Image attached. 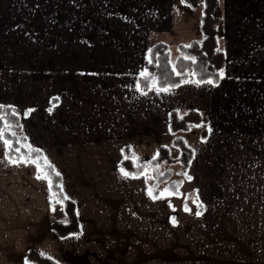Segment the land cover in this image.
<instances>
[{"label": "crops", "instance_id": "0c3cea01", "mask_svg": "<svg viewBox=\"0 0 264 264\" xmlns=\"http://www.w3.org/2000/svg\"><path fill=\"white\" fill-rule=\"evenodd\" d=\"M218 13L220 80L158 92L138 81L148 49L165 42L176 59L200 40L201 6L0 0V107L59 173L80 229L52 233L62 205L32 163L7 159L0 136V264H29V249L55 264L87 250L103 264H264V0H219ZM171 111L199 114L206 135L181 133L190 164L180 174L176 163L180 183L154 197L151 169L125 176L119 163L126 146L135 165L161 146L171 154Z\"/></svg>", "mask_w": 264, "mask_h": 264}, {"label": "trees", "instance_id": "16d2710c", "mask_svg": "<svg viewBox=\"0 0 264 264\" xmlns=\"http://www.w3.org/2000/svg\"><path fill=\"white\" fill-rule=\"evenodd\" d=\"M184 5L190 9H197L201 6L200 32L201 39H193L187 44H179V55L175 62H171L170 50L165 42H156L152 44L147 51V59L143 66V71L149 73L148 79L139 76V85L143 91L152 88H174L189 80L200 81V83L213 81L216 84L221 76L226 57L219 48L220 17L218 13L219 0H181ZM191 45V47H185ZM185 57H194L195 63ZM151 60V63L149 62ZM179 73V75L177 74ZM155 77L158 83L152 87V77ZM21 117L11 107H0V135L3 140L9 143L5 144V154L7 159L16 162H25L26 160L36 161L32 163L39 174L37 164L44 173H47L51 179V187L48 186L51 196L62 205L67 221H52L50 229L52 233L63 238L68 235H78L80 233L78 218L75 212L74 203L65 197L61 187V177L52 164L45 157L42 150L30 145L21 135ZM201 116L193 111L186 115L179 116L177 112L169 113V127L172 135V146L177 149L178 157L171 158L169 148L161 146L157 155L149 159L144 164L135 165L132 160V152L129 147H123L122 158L119 168L129 174H140L146 168L153 171L155 176V188L151 189V195L157 196L156 185L167 182L169 188H175L176 182L169 180L173 172L170 168L164 173L158 172L159 166L163 162L169 165L180 164L179 173H183L188 168L192 149L186 144L181 133L187 132L192 128L199 129V137L203 139L206 135V128L202 126ZM38 150V151H37ZM169 180V181H168ZM25 261L29 264H55L50 259L42 256L34 249H29L25 253Z\"/></svg>", "mask_w": 264, "mask_h": 264}, {"label": "rangeland", "instance_id": "374dc122", "mask_svg": "<svg viewBox=\"0 0 264 264\" xmlns=\"http://www.w3.org/2000/svg\"><path fill=\"white\" fill-rule=\"evenodd\" d=\"M175 52L176 50L174 48H171V62H174L175 58ZM170 152V150H169ZM171 158L176 159L178 157V152L176 149L171 148V154H170ZM143 162V161H142ZM170 168H172V172H173V179L175 180V182L180 183L179 179V174H177L175 171L177 170L178 166L175 165H169V163L163 162L159 168H158V172L164 173L165 171L169 170ZM180 170V169H179ZM152 170H146V174H148V178L151 179V175H152ZM181 174V173H180ZM179 181V182H178ZM72 263L73 264H103V262H100L98 260V257L96 254H94L93 251H89L87 250L85 254H83V256L81 258H75L74 259V255L72 257Z\"/></svg>", "mask_w": 264, "mask_h": 264}, {"label": "snow or ice", "instance_id": "6c2138e0", "mask_svg": "<svg viewBox=\"0 0 264 264\" xmlns=\"http://www.w3.org/2000/svg\"><path fill=\"white\" fill-rule=\"evenodd\" d=\"M185 47H191V45H186ZM186 59H191L193 61V63H195V58L194 57H185ZM151 63V60L149 61ZM179 75V73H177ZM141 76L144 77L145 79H148L149 77V73H147L146 71L141 72ZM220 76H223V72L220 73ZM195 83H200V81H194ZM158 83V81L156 80V78L153 76L152 77V87H155L156 84ZM207 83L211 84L213 83V81L208 80ZM177 87L179 85H176ZM169 88H157L158 92H167L169 91ZM0 135H2V133H0ZM5 144H8L9 142L7 140L4 141ZM38 151V150H37ZM26 163H36V161H32V160H26ZM13 163H16V161H13ZM37 168L39 170V174L37 175V179H47L49 186L51 187V179L48 177L47 173H44L43 170L40 168V165L37 164ZM121 171L123 172V169H121ZM123 174L125 176L129 175V173L127 172H123ZM56 175H59V173H56ZM189 179H191V177H189ZM167 191V190H165ZM185 211H190V209L187 208V206L185 205ZM197 215H200V213L198 212ZM175 222V221H174Z\"/></svg>", "mask_w": 264, "mask_h": 264}]
</instances>
